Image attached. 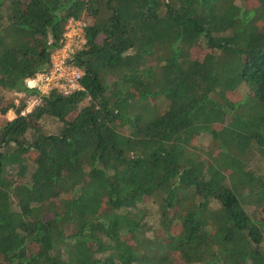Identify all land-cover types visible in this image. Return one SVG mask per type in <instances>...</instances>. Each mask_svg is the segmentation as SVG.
<instances>
[{"label": "trees", "instance_id": "trees-1", "mask_svg": "<svg viewBox=\"0 0 264 264\" xmlns=\"http://www.w3.org/2000/svg\"><path fill=\"white\" fill-rule=\"evenodd\" d=\"M69 20L80 90L23 116ZM9 111L0 264H264V0H0Z\"/></svg>", "mask_w": 264, "mask_h": 264}, {"label": "built area", "instance_id": "built-area-1", "mask_svg": "<svg viewBox=\"0 0 264 264\" xmlns=\"http://www.w3.org/2000/svg\"><path fill=\"white\" fill-rule=\"evenodd\" d=\"M84 27L83 21L69 20L65 26L62 46L51 55L50 68L46 72L37 73L31 78L25 79V88L35 91V94L27 95L25 92L12 94L15 104L19 99H24L25 109L21 115L24 116L32 112L40 105L42 96L48 95L52 91L68 96L80 90L83 72L67 61L84 44Z\"/></svg>", "mask_w": 264, "mask_h": 264}, {"label": "rangeland", "instance_id": "rangeland-1", "mask_svg": "<svg viewBox=\"0 0 264 264\" xmlns=\"http://www.w3.org/2000/svg\"><path fill=\"white\" fill-rule=\"evenodd\" d=\"M236 3H240V0H236ZM249 5L250 6H254L256 5V0H249ZM85 23V22H84ZM243 93H245L244 91H241L239 96H237V99H240V96L243 95ZM9 97V94H7ZM15 117V114L13 111H9L6 115L2 116L0 115V125L7 120H11ZM43 127L45 129V131L47 133H55L57 132L60 124L56 121L53 120L52 118H45L42 121ZM198 145L201 146V151L202 153L204 152H208L211 148H213L212 146V142L211 140L206 137V136H201L198 140Z\"/></svg>", "mask_w": 264, "mask_h": 264}]
</instances>
